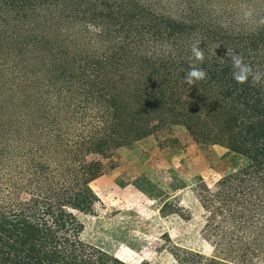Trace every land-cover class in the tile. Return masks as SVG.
I'll return each mask as SVG.
<instances>
[{"label": "trees", "instance_id": "16d2710c", "mask_svg": "<svg viewBox=\"0 0 264 264\" xmlns=\"http://www.w3.org/2000/svg\"><path fill=\"white\" fill-rule=\"evenodd\" d=\"M197 40L208 76L188 85ZM226 48L264 71V0H0V264H127L81 216L104 160L162 125L245 161L198 180L214 254L172 245L174 264L264 260V81L237 84Z\"/></svg>", "mask_w": 264, "mask_h": 264}, {"label": "rangeland", "instance_id": "374dc122", "mask_svg": "<svg viewBox=\"0 0 264 264\" xmlns=\"http://www.w3.org/2000/svg\"><path fill=\"white\" fill-rule=\"evenodd\" d=\"M117 79L115 87L131 97V71ZM104 163L103 175L91 184L99 201L93 214L81 216L84 241L127 264H174L172 245L214 254L194 187L199 179L211 183L241 168L240 155L196 142L182 125H162L115 149Z\"/></svg>", "mask_w": 264, "mask_h": 264}, {"label": "clouds", "instance_id": "9594fccd", "mask_svg": "<svg viewBox=\"0 0 264 264\" xmlns=\"http://www.w3.org/2000/svg\"><path fill=\"white\" fill-rule=\"evenodd\" d=\"M202 41L197 40L191 45V56L189 57L192 63L189 70L186 72L184 82L188 85H194L198 81H203L207 78V72L198 67L197 64H203L205 60L204 49L200 47ZM171 51V45L168 46ZM226 57L231 61V76L237 84H245L251 81V85L255 86L264 81V71L254 69L252 65L245 62L243 55L226 48Z\"/></svg>", "mask_w": 264, "mask_h": 264}]
</instances>
